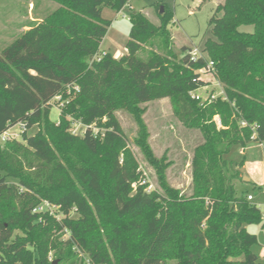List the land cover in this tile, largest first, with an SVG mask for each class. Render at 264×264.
<instances>
[{"label":"trees","instance_id":"1","mask_svg":"<svg viewBox=\"0 0 264 264\" xmlns=\"http://www.w3.org/2000/svg\"><path fill=\"white\" fill-rule=\"evenodd\" d=\"M49 1L59 7L31 20L0 55V134L20 124L38 128L0 144V264H261L253 251L259 239L247 226L264 227L263 213L248 199L255 192L238 193L244 162L226 157L264 143V0L219 4L208 58L197 60L189 47L173 51L174 15L165 6L163 13L155 7L159 25L130 14L127 54L116 58L101 50L112 26L103 8L121 12L131 0ZM144 46L151 47L145 59ZM210 64L223 96L201 102L192 94L207 86L200 71ZM58 97L65 106L54 122ZM165 98L184 128L203 138L190 195L170 186L172 162L149 145L141 105ZM118 111L136 122L135 145L160 191L134 187L138 164ZM77 123L100 131L75 135ZM44 203L53 214L37 211Z\"/></svg>","mask_w":264,"mask_h":264},{"label":"rangeland","instance_id":"2","mask_svg":"<svg viewBox=\"0 0 264 264\" xmlns=\"http://www.w3.org/2000/svg\"><path fill=\"white\" fill-rule=\"evenodd\" d=\"M223 2L224 0H131L121 12H116L105 6L103 17L112 21V26L103 41L101 50H108L113 56L120 58L126 51V43L129 39L130 14L142 12L153 24L159 25L160 20L155 12V7L160 5V8L165 6L174 15V21L169 27L173 36L171 45L173 51L180 54L183 47H189L192 51L197 50L204 58H208L203 53V49L205 42L213 38L209 22L214 16L217 6ZM58 7L57 3L49 0H0V55L28 29L25 26L29 25L31 20L46 17ZM240 31L251 33L253 27L244 26L240 28ZM150 51V46H144L139 56L145 59L149 56ZM158 51L164 53V49ZM203 79L207 82V86L195 92L201 97V102H205L211 96H223V88L217 79L216 72L213 75H203ZM52 103L51 119L57 122L65 102L60 97ZM141 106L146 110L143 119L148 126L149 145L154 156L158 159L165 156L168 161L172 162L166 171L168 183L183 194L190 195L192 185L191 164L194 150L203 142L200 132L184 128L175 116L172 103L168 98ZM116 116L128 141V149L138 164L139 180L134 184V187L137 188L144 183L143 181L147 180V186L151 188V192L160 191L155 169L148 163L140 148L135 145L138 134L136 122L126 111H118ZM37 130L38 128L34 127L27 133L33 135ZM86 130L87 126L81 123L74 124L71 129L73 134L80 136L84 135ZM95 130L96 132L100 131L96 126ZM20 132L21 126L17 125L11 133L16 135ZM251 146H253L251 150L236 147L226 158L244 162L242 168L243 181L236 183L238 193L255 192L258 201L254 202L259 205L264 215V193L255 190L264 183V150L258 143ZM244 178L250 179L252 182H245ZM10 181L15 182L13 179ZM247 230L258 237L259 244L254 246L253 251L260 257V263L264 264V228L261 225H251L247 226ZM60 234L63 232L58 233V235ZM67 238L68 234L64 232L63 239L67 240ZM53 259V253H51V260ZM169 264H176V262Z\"/></svg>","mask_w":264,"mask_h":264},{"label":"built area","instance_id":"3","mask_svg":"<svg viewBox=\"0 0 264 264\" xmlns=\"http://www.w3.org/2000/svg\"><path fill=\"white\" fill-rule=\"evenodd\" d=\"M191 55H192V58H193V60H197V59H199V58H201V57H203V55H201V54H199V52L197 51V50H195V51H192L191 52ZM99 60V59H98ZM212 66H213V64H210V66H209V68L207 69V70H201L200 71V73L202 74V75H207V74H209V75H213V74H215V71H214V69L212 68ZM76 90L78 91L79 90V88L78 87H76ZM192 97L194 98V99H196V100H198V101H202V99H201V97L200 96H198L196 93H193L192 94ZM218 97H215V96H211V97H209L208 99H210V100H215V99H217ZM57 99H60V97H58ZM207 99V100H208ZM206 100V101H207ZM247 124L245 123V122H243L242 123V126H246ZM20 126H21V132L19 133V134H12L11 132H12V129H14V127L13 128H11V129H9L8 131H6V132H4L3 134H0V144H3V143H6L7 141H12V140H19L20 138H22V135L25 133V132H27V128H26V125L25 124H20ZM87 131H92L94 134H98L99 132H96V130H95V126H87V130L85 131V133L87 132ZM256 137V134H254L253 135V139ZM263 147H264V143H260ZM144 183H143V185H147V180H145V181H143ZM149 187L147 186V188H146V191L148 192V193H151V188H149ZM248 199H249V201H254V197L253 196H249L248 197ZM45 210H48V211H50L52 214H53V210H54V208L53 207H51L50 206V204H48V203H44V205L42 206V207H40L37 211H39V212H42V211H45ZM263 218H264V215H263Z\"/></svg>","mask_w":264,"mask_h":264},{"label":"crops","instance_id":"4","mask_svg":"<svg viewBox=\"0 0 264 264\" xmlns=\"http://www.w3.org/2000/svg\"><path fill=\"white\" fill-rule=\"evenodd\" d=\"M103 44V43H102ZM103 50V49H102ZM104 52H109L108 50H103ZM125 54H127V50L125 51V53L124 54H122L121 55V57L123 56V55H125ZM116 58H118V57H116ZM259 146H261L262 148H263V150H264V147L261 145V144H259ZM251 150V149H253V146H249L248 148H246V149H243V150ZM246 154V153H245ZM250 180V179H249ZM250 182H252L251 180L248 182V183H250ZM256 185H258V184H256ZM260 186L261 187H263L264 186V183H262V184H260ZM262 193H264V190H262L261 191ZM254 201H258V197L256 196V195H254ZM264 228V227H263Z\"/></svg>","mask_w":264,"mask_h":264},{"label":"water","instance_id":"5","mask_svg":"<svg viewBox=\"0 0 264 264\" xmlns=\"http://www.w3.org/2000/svg\"><path fill=\"white\" fill-rule=\"evenodd\" d=\"M163 11H164V8H163V6L161 7V10H160V13H163ZM241 172H243V169H241ZM244 181L245 182H249L250 180L249 179H247V178H244ZM56 264V263H55Z\"/></svg>","mask_w":264,"mask_h":264}]
</instances>
